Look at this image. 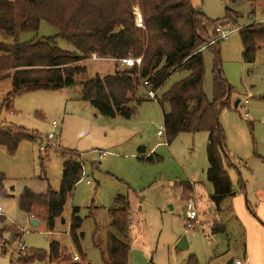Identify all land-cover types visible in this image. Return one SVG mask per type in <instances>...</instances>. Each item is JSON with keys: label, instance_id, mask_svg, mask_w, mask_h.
<instances>
[{"label": "rangeland", "instance_id": "obj_1", "mask_svg": "<svg viewBox=\"0 0 264 264\" xmlns=\"http://www.w3.org/2000/svg\"><path fill=\"white\" fill-rule=\"evenodd\" d=\"M263 4L259 8L249 3L230 0H203L201 13L212 22L224 20L226 9L240 14L230 18L234 28H241L253 22L264 23ZM137 26L138 6L134 8ZM142 18V17H141ZM142 20V19H141ZM139 27V26H138ZM212 37V30L208 28ZM58 30L42 22L38 32L23 33L19 43L53 38ZM14 40L0 32V44L10 45ZM55 46L63 51L75 53V49L62 39ZM220 49L221 75L232 88L229 107L218 108V122L223 128L226 139V153L234 168L227 169L232 182L233 192L243 193V201L248 203L251 214L256 215L255 204L264 199V49L257 53L253 64L243 59V48L239 30L222 41ZM94 56V55H93ZM81 62L86 66L87 77L113 75L124 68L110 58ZM205 75L203 91L211 101L213 98V54L203 52ZM186 72H175L159 91L158 98L172 85L186 77ZM12 92L10 79L0 81V128L19 127L29 133L38 134L45 141H23L14 155L0 147V174L6 178L5 186L10 197L0 198V230L5 226L16 227L22 233L20 241L13 243L10 233L2 235L1 246L8 252L1 255L0 264H20L19 253L27 250L45 251L51 241H59L71 251L72 260L79 257L69 237L71 211L79 209L82 225L81 249L86 256V264H103L111 229L109 210L114 207L117 196H127L133 213L129 234V264H187L189 257H195L198 264H227L234 258L244 260L241 246L243 228L238 226L235 217L221 215L205 209L209 206L208 194L212 189L207 181V134H180L170 144L163 130V109L157 101L144 98L141 88L133 104L136 114L131 119L121 117L107 118L100 115L89 103L81 100L79 88L61 91H33L15 96L12 110L6 108V100ZM240 100L237 109L236 100ZM247 107V111L243 107ZM55 122L57 127L53 128ZM162 131V136L158 132ZM49 134L55 139L48 141ZM49 144V150L46 145ZM45 147L40 151V147ZM155 147L153 161H146L147 153ZM143 150V151H142ZM79 154L85 161V176L67 195L62 217L56 221L55 231L48 232L46 223L37 214L31 219L40 224L33 226L30 218L19 208V198L24 189L34 194L45 195L48 188L58 192L63 175L61 153ZM105 156L102 157V154ZM149 154V153H148ZM147 155V154H146ZM147 157V156H146ZM195 181V191L199 192V222L195 229L185 226L184 205L186 195L179 187ZM89 182L90 184H87ZM245 186L242 192L241 184ZM252 215V216H253ZM236 216V214H235ZM4 219V220H2ZM225 223L223 234L212 236L214 224ZM186 236L189 250L180 252L175 249L177 242ZM241 237V238H240ZM30 264H50L35 261Z\"/></svg>", "mask_w": 264, "mask_h": 264}, {"label": "trees", "instance_id": "obj_2", "mask_svg": "<svg viewBox=\"0 0 264 264\" xmlns=\"http://www.w3.org/2000/svg\"><path fill=\"white\" fill-rule=\"evenodd\" d=\"M230 1H243L256 8L263 4L264 9V0ZM135 6L141 13L142 28L136 23ZM226 13L224 20L212 22L201 11L194 9L189 0H0V32L14 40L10 45L0 44V81L10 79L12 84L6 108L12 110L13 99L24 92L79 88L81 100L91 104L100 115L128 120L136 114L137 108L133 104L141 102L136 99L138 90L144 88L155 92L159 106L169 108L167 113H163V130L168 144L184 133L208 135L207 181L213 187L210 202L221 213L225 201L233 196L227 169L234 168V165L226 153V139L218 122V108L229 107L232 88L221 75L219 46L222 41L214 46L206 45L217 37L215 30L218 25L230 22V18H236L237 22L242 17L229 9ZM42 22L56 28V36L18 42L21 34L38 32ZM208 28L212 30V37ZM239 36L243 59L253 64L257 53L264 49V23L253 22L239 28ZM57 39L64 40L76 52L56 47ZM207 50L214 57L211 101L203 91V52ZM93 55L100 59L110 58L121 65L126 59H141V63L132 67L123 65L122 72L105 77L96 75L89 79L86 66L80 63L90 60ZM175 72H186L187 75L158 98L159 91ZM23 141H38L42 145L45 140L24 128H0V147L10 155L16 153ZM49 146L46 145V150ZM61 156L64 163L60 190L55 192L48 188L45 195H37L24 189L19 198L20 210L29 218L34 217L33 214H43L41 220L51 233L55 231L56 221L62 217L67 195L80 182L85 165L79 154L63 152ZM145 160L153 161L154 158L150 156ZM5 182V176L0 174V198L10 197ZM243 186L241 184L242 189ZM108 215L110 227L116 235H108L102 254L103 264H129V234L133 225L129 198L117 196ZM81 225L79 209L73 208L69 237L84 263L72 260L71 251L59 241H51L47 252L26 248L19 253L18 263L86 264L80 245ZM225 231V224L221 223L220 226L214 224L211 233L216 235ZM0 232L2 235L12 234L13 243L22 238L21 231L13 226H5ZM0 253L8 254L2 246ZM187 264L198 262L191 256Z\"/></svg>", "mask_w": 264, "mask_h": 264}, {"label": "crops", "instance_id": "obj_3", "mask_svg": "<svg viewBox=\"0 0 264 264\" xmlns=\"http://www.w3.org/2000/svg\"><path fill=\"white\" fill-rule=\"evenodd\" d=\"M189 1L191 3V6L194 9L201 11V7L203 5V0H189ZM110 60H112V59H110ZM112 62L118 63L115 60H112ZM121 66L124 68L123 65H121ZM143 90L145 91V97L144 98H147V91L144 88H143ZM154 101H157V100H154ZM159 136H162V135H159ZM207 137H208V135H207ZM207 142H208V138H207ZM148 153L146 150H144L141 155L145 154L144 158H148L150 156H152L154 158L155 147L152 150H150ZM206 176H207V172H206ZM195 185H196V182L192 180L191 182L186 183V185L180 186L179 192L182 195H186V197L188 199L187 202L194 203V205L197 208V210L199 211V213H201L202 211H200V209H199L200 207H198L196 204L200 200L199 199L200 194H199V192L196 193ZM210 186H211L212 191L210 194H208L207 200H208L209 206L205 209V211L211 209V211L213 212L215 210L217 213L216 216L219 219V221H220L221 215L223 217L224 213L227 214V216L225 218L223 217L225 220L228 219V216H230V217L233 216V219L235 217L236 222H238V226L239 227L241 226L243 228V231L241 232L242 238L241 237L240 238L242 240L241 246L243 248L242 251H243V255H244V260H235L233 258V260H234L233 264H264V199L261 201H258L255 204V208H256L257 213L254 216L253 214H251L249 212L248 203L246 205V203L243 201V199H244L243 195L244 194L240 193V194H238V196H236V194L233 192V196L225 201V203L222 207L223 211H221V213H219V212H217L216 207L210 202V197L213 195V187L211 184H210ZM244 190H245V186H243L242 192ZM193 199H194V201H196V203L193 202ZM235 214H236V216H235ZM31 220L32 219L30 218V221ZM242 228H241V230H242ZM217 235H219V234L212 235V236H217Z\"/></svg>", "mask_w": 264, "mask_h": 264}, {"label": "built area", "instance_id": "obj_4", "mask_svg": "<svg viewBox=\"0 0 264 264\" xmlns=\"http://www.w3.org/2000/svg\"><path fill=\"white\" fill-rule=\"evenodd\" d=\"M141 16L138 15V20H139V24L138 26L140 28H142V20H141ZM239 29L237 28H234L232 26V24L228 21H224L222 23V25H218L216 30H215V33L217 35L216 38L212 39L210 42L207 43L206 47H209V46H214L218 41H225L228 39V37L235 31H238ZM94 59H97V57L94 55L93 56ZM135 63L137 64H140L141 63V59H138V60H132V59H126V60H123L122 61V65L124 66H128V67H132ZM147 98L149 99H152V100H156V93L155 92H152V91H147ZM243 110L244 111H247V107L244 106L243 107ZM52 127L53 128H56L57 125L55 122L52 123ZM163 132L162 131H159L158 135H162ZM55 139V135L54 134H49L48 137H47V140L48 141H52ZM45 150V147L41 146L40 148V151H44ZM105 154H102V157H104ZM86 177L85 176V172H84V168L82 170V177H81V180ZM87 184H90L89 182H87ZM184 209H185V215H186V222H185V226L189 229V230H194L195 229V226H194V223H198L199 222V217H200V213L199 211L197 210V208L195 207L194 203L192 202H189L187 203L185 206H184ZM1 211V209H0ZM74 261H78L79 260V257L78 256H75L73 258Z\"/></svg>", "mask_w": 264, "mask_h": 264}, {"label": "water", "instance_id": "obj_5", "mask_svg": "<svg viewBox=\"0 0 264 264\" xmlns=\"http://www.w3.org/2000/svg\"><path fill=\"white\" fill-rule=\"evenodd\" d=\"M240 102H241V101H240L239 99L236 100V102L234 103V108H235V109L238 108ZM39 223H40V222H39L38 220H35V219H32V220H31V224H32L33 226H38ZM175 249H176L177 251H180V252H187V251L189 250V244H188V241H187L186 236H183V237L177 242V244H176V246H175ZM233 263H234L233 258L230 259V260L227 262V264H233Z\"/></svg>", "mask_w": 264, "mask_h": 264}]
</instances>
